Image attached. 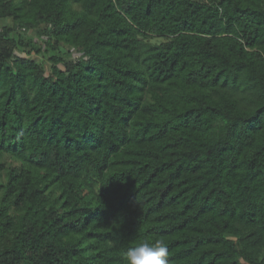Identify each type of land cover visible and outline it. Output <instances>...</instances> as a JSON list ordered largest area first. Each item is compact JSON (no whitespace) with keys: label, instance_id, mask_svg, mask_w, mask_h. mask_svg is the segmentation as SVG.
I'll return each mask as SVG.
<instances>
[{"label":"trees","instance_id":"obj_1","mask_svg":"<svg viewBox=\"0 0 264 264\" xmlns=\"http://www.w3.org/2000/svg\"><path fill=\"white\" fill-rule=\"evenodd\" d=\"M0 264H264V0H0Z\"/></svg>","mask_w":264,"mask_h":264},{"label":"clouds","instance_id":"obj_2","mask_svg":"<svg viewBox=\"0 0 264 264\" xmlns=\"http://www.w3.org/2000/svg\"><path fill=\"white\" fill-rule=\"evenodd\" d=\"M167 257L168 248L162 240H143L123 254L125 264H168Z\"/></svg>","mask_w":264,"mask_h":264},{"label":"rangeland","instance_id":"obj_3","mask_svg":"<svg viewBox=\"0 0 264 264\" xmlns=\"http://www.w3.org/2000/svg\"><path fill=\"white\" fill-rule=\"evenodd\" d=\"M6 22H7V20H2V21H0V24H4Z\"/></svg>","mask_w":264,"mask_h":264}]
</instances>
